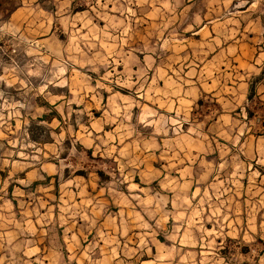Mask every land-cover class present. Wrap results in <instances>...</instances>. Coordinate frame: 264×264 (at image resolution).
I'll use <instances>...</instances> for the list:
<instances>
[{"label":"rangeland","instance_id":"1","mask_svg":"<svg viewBox=\"0 0 264 264\" xmlns=\"http://www.w3.org/2000/svg\"><path fill=\"white\" fill-rule=\"evenodd\" d=\"M0 264H264V0H0Z\"/></svg>","mask_w":264,"mask_h":264}]
</instances>
